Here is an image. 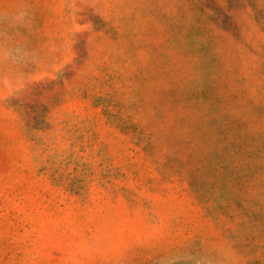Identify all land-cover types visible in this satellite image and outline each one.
Wrapping results in <instances>:
<instances>
[{
	"label": "rangeland",
	"instance_id": "1",
	"mask_svg": "<svg viewBox=\"0 0 264 264\" xmlns=\"http://www.w3.org/2000/svg\"><path fill=\"white\" fill-rule=\"evenodd\" d=\"M0 264H264V0H0Z\"/></svg>",
	"mask_w": 264,
	"mask_h": 264
}]
</instances>
